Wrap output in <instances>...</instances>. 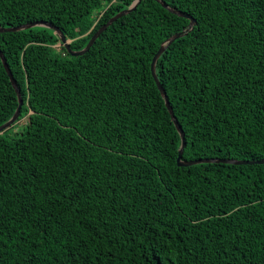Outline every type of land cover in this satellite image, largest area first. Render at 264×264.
I'll return each instance as SVG.
<instances>
[{
  "label": "trees",
  "instance_id": "obj_1",
  "mask_svg": "<svg viewBox=\"0 0 264 264\" xmlns=\"http://www.w3.org/2000/svg\"><path fill=\"white\" fill-rule=\"evenodd\" d=\"M134 0H0V26L72 50ZM191 16L155 71L181 159L264 158V0ZM189 19L141 0L81 55L0 32L23 103L0 133V264H264V163L178 166L150 62ZM18 98L0 59V125ZM20 125V130H13Z\"/></svg>",
  "mask_w": 264,
  "mask_h": 264
},
{
  "label": "water",
  "instance_id": "obj_2",
  "mask_svg": "<svg viewBox=\"0 0 264 264\" xmlns=\"http://www.w3.org/2000/svg\"><path fill=\"white\" fill-rule=\"evenodd\" d=\"M140 1L141 0H134L127 8L122 9L121 11L117 12L115 15L111 16L105 23H103L91 35V37L88 40V42L85 45V47L80 49V50H76V51H74V50H72L70 48V46H69L70 40L66 39V37L63 34V32L58 27H56L55 25H53L50 22L34 21V22L20 24V25L12 26V27H2V26H0V32H4V31H20V30L32 28V27H35V26L47 27L49 29H52L56 33V35L59 38L60 43L65 47V49L67 50V52L69 54H71L73 56L74 55H81V54L85 53L89 49V47L92 45L94 40L99 36V34L101 32H103L116 19H118L119 17H121V16L125 15L126 13L130 12L131 10H133ZM156 1L160 2L163 7H165L166 9L171 11L172 13H175L177 15H180L182 17H185V18L189 19V23H188V25H187V27L185 29H183L180 32L174 33L173 35H171L169 38H167L165 41H163L161 43V45L159 46V48L156 51V53L153 55V57L151 59V62H150L151 75H152V77H153V79L155 81V84H156L161 96L164 98L165 105H166V107H167V109H168V111L170 113L171 119H172V121H173V123H174V125L176 127V130H177V132H178V134L180 136V139H181V144H180V147L178 149V155H177V158H176L177 165L178 166H189V165H193V164L207 163V162H223V163H233V164H263L264 163V158L260 159V160H237V159L203 158V159H195V160H188V161H185V160L181 159L183 147L185 145L184 132H183L181 126L178 124V121H177L176 117L174 116L172 108H171V106L169 104V101H168V98L166 96V93H165L164 89L162 88V86H161V84H160V82H159V80L157 78L156 71H155V65H156V62H157L159 56L164 52V50L167 48V46L172 41H174L175 39H177V38H179L181 36H184L187 32H189L192 29L193 25L195 24V20L191 16L169 7L167 4H165L161 0H156ZM0 59H1V62L3 64V67H4L5 71H6L7 75H8V77H9V80H10L13 88L15 89V92H16V95H17V98H18V105H17L13 115L6 122H4L3 124L0 125V133H1L5 129H7L11 125H13L14 122L17 120V118H18V116L20 114V108H21V105L23 103V100H22V97L20 95L19 89L17 88V85H16V83H15V81L13 79L11 71H10V69L8 67V64H7L6 60H5V57H4L3 53L1 52V50H0Z\"/></svg>",
  "mask_w": 264,
  "mask_h": 264
},
{
  "label": "rangeland",
  "instance_id": "obj_3",
  "mask_svg": "<svg viewBox=\"0 0 264 264\" xmlns=\"http://www.w3.org/2000/svg\"><path fill=\"white\" fill-rule=\"evenodd\" d=\"M20 127H21L20 125H15V126L13 127V130H16V131H17V130H20Z\"/></svg>",
  "mask_w": 264,
  "mask_h": 264
}]
</instances>
